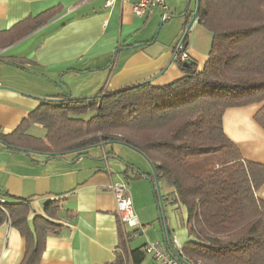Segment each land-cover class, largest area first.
<instances>
[{
  "label": "trees",
  "instance_id": "16d2710c",
  "mask_svg": "<svg viewBox=\"0 0 264 264\" xmlns=\"http://www.w3.org/2000/svg\"><path fill=\"white\" fill-rule=\"evenodd\" d=\"M57 11L50 8L0 30V50ZM191 12L181 13L185 24ZM197 22L212 35L201 70L195 60L173 58L183 74L164 85L144 80L90 97L64 93L42 98L13 132H0V143L7 150L48 158L67 152L84 156L92 146L124 144L142 154L167 187L161 192L163 203L185 207V259L195 264H264V200L256 196L264 183V164L244 159L222 126L226 109L263 102L254 120L264 129V0H199ZM0 60L27 69L21 61L1 55ZM31 123L43 125L45 135L28 134ZM134 173L148 176L158 206L153 174L136 168ZM8 196L0 190V225L8 222L22 238L17 264H39L47 236L63 228L50 219L58 218L60 202L47 201L45 215L29 219L30 199ZM170 242L171 251V236ZM145 245L133 250L138 259L145 255ZM109 264H125L123 254Z\"/></svg>",
  "mask_w": 264,
  "mask_h": 264
},
{
  "label": "crops",
  "instance_id": "0c3cea01",
  "mask_svg": "<svg viewBox=\"0 0 264 264\" xmlns=\"http://www.w3.org/2000/svg\"><path fill=\"white\" fill-rule=\"evenodd\" d=\"M104 4L105 0H0V30L50 8L58 10L51 20L0 50L2 57L21 61L27 68L0 60L1 133L13 132L42 98L64 93L86 97L144 80L164 85L182 76L173 59L175 44L154 37V20L161 17L165 22L175 15L174 10L156 7L146 16H137L129 0H115L111 7ZM168 5H176L175 0H168ZM198 24L193 23L195 31L187 36L185 49L201 70L212 35ZM262 105L226 109L222 126L244 159L264 164V129L254 120ZM37 124L28 125L27 133L43 137L45 128ZM139 154L124 144L108 143L88 148L84 156L67 152L61 158H48L42 153L7 150L0 143V190L13 198L30 199L29 219L45 215L47 201L60 202L58 218L50 219L63 228L47 236L39 264H109L118 253L125 264H160L150 254L138 259L132 253L147 241L162 244L161 229V240L147 233L150 223L158 221V209L147 179L134 173L135 168L152 173ZM117 179L126 180L143 230L120 223L107 188ZM256 196L264 200V183ZM164 205L170 236L183 244L189 239L185 207L179 220L175 210L180 206ZM179 224L185 227V238ZM143 233L146 237L141 238ZM22 251L18 230L4 222L0 264H17Z\"/></svg>",
  "mask_w": 264,
  "mask_h": 264
},
{
  "label": "built area",
  "instance_id": "2783aa9c",
  "mask_svg": "<svg viewBox=\"0 0 264 264\" xmlns=\"http://www.w3.org/2000/svg\"><path fill=\"white\" fill-rule=\"evenodd\" d=\"M115 0H105V7H111ZM131 2L133 13L137 16H146L154 8L160 7L163 11L167 10L165 0H129ZM173 58L179 61L189 60V55L185 49L182 40H178L172 49ZM107 188L115 199V212L123 226L134 229L143 230L136 212L133 207L132 197L128 191L127 182L124 179L112 180L108 183ZM174 245L173 250H168L165 246L158 242L147 241L145 252L150 254L160 264H195L182 254L181 245L176 238H172Z\"/></svg>",
  "mask_w": 264,
  "mask_h": 264
},
{
  "label": "rangeland",
  "instance_id": "374dc122",
  "mask_svg": "<svg viewBox=\"0 0 264 264\" xmlns=\"http://www.w3.org/2000/svg\"><path fill=\"white\" fill-rule=\"evenodd\" d=\"M165 2H166V5L171 8V10H174L175 15L171 16L165 22H162L163 19L161 17L154 20V22H153V24H155L154 37L157 38L158 41H162V42H166V43H169L172 41L173 45H174L175 43L178 42V40L181 39V37L184 34V32L186 31L187 25H188V24L184 23L185 22V16L184 15L180 16V13H183V12L187 11L188 9L194 11L196 8V0H175L176 5H168V0H165ZM198 25H200V24H198ZM198 27H203V26L200 25ZM197 29H201V28H197ZM204 29H206V28H204ZM194 31H195L194 26L192 25L190 27V29L188 30L187 35L191 36V34ZM205 31H208V30L206 29ZM90 96H94V95H88L86 97H90ZM88 115L89 114H87L85 117H87ZM37 125H39V124H37ZM139 155L146 162V164H144V162H143L142 165L149 167L150 172H151V165L149 164L147 159L142 154H139ZM143 160H141V161H143ZM131 181H134V180H131ZM146 182L149 184V186L151 188V184H150L148 179L146 180ZM140 183H145V182H140ZM159 187H160V192H162V193H164L167 190V187L165 186V184L163 182H159ZM151 191H152V189H151ZM164 211H165V214L167 215V208H165V205H164ZM175 211H176L178 219L182 220V217H183L182 206L180 205V207L178 209H176ZM150 224H151V230L147 231V233L152 238H155V239L157 238L158 240H161L160 239L161 238L160 228L158 227L159 222L157 220H154ZM184 229H185V227L182 224L181 225L179 224V231H181L182 238H185ZM147 233H145V234L143 233L142 235H140V237L141 238L146 237ZM181 241L182 240L180 239V242ZM132 244H134V242H132ZM180 245H182V244H180Z\"/></svg>",
  "mask_w": 264,
  "mask_h": 264
},
{
  "label": "water",
  "instance_id": "95a60500",
  "mask_svg": "<svg viewBox=\"0 0 264 264\" xmlns=\"http://www.w3.org/2000/svg\"><path fill=\"white\" fill-rule=\"evenodd\" d=\"M198 7H199V0H196V8L193 11L191 18L188 22L187 25V29L185 31V34L183 36V38L187 35L188 30L190 29V27L193 25V23L197 20V16H198ZM186 12V11H185ZM184 13V12H183ZM183 14H180V16H182ZM182 38V40H183ZM184 65H187V63H184ZM67 97L69 96V93L65 94ZM16 151H23V152H29L28 150H24V149H19L17 148ZM148 161V160H147ZM149 162V161H148ZM150 164V162H149ZM151 165V164H150ZM152 168V174L154 177V184H155V188L157 190V193L159 195V205L157 206L158 209V222L160 225V229H161V235H162V244L163 246H165L166 248L169 247L171 245L170 242V234H169V230H168V224H167V217L164 211V204L163 201L161 199V192H160V187H159V181L157 179V176L155 174V170L153 168V166L151 165ZM146 179L149 180L147 175H143ZM150 181V180H149ZM152 187V186H151Z\"/></svg>",
  "mask_w": 264,
  "mask_h": 264
}]
</instances>
